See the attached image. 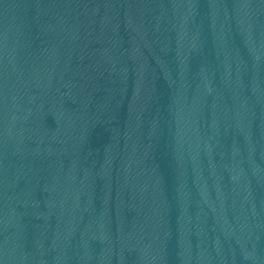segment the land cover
I'll list each match as a JSON object with an SVG mask.
<instances>
[{"label": "water", "instance_id": "1", "mask_svg": "<svg viewBox=\"0 0 264 264\" xmlns=\"http://www.w3.org/2000/svg\"><path fill=\"white\" fill-rule=\"evenodd\" d=\"M0 264H202L195 0H0Z\"/></svg>", "mask_w": 264, "mask_h": 264}]
</instances>
